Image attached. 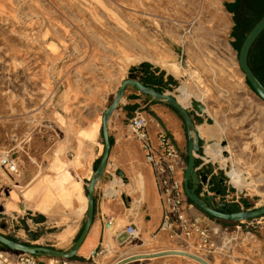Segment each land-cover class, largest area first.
<instances>
[{
    "label": "rangeland",
    "instance_id": "rangeland-1",
    "mask_svg": "<svg viewBox=\"0 0 264 264\" xmlns=\"http://www.w3.org/2000/svg\"><path fill=\"white\" fill-rule=\"evenodd\" d=\"M226 9L229 13L223 0H0V151L18 153L36 139H57L50 127L58 111L109 108L130 71L150 63L169 74L172 95L192 90L184 106L200 102L212 129L222 128L212 144L227 148L223 156L230 162L208 167L221 169L223 184L217 189L225 204L242 211L264 207V103L253 95L238 63L248 30L238 33L234 14ZM132 38L137 47L128 45ZM163 64L178 65L182 74ZM208 145L197 153L198 165ZM233 170L243 172L246 188L234 185ZM1 200L0 233L10 238L17 233L3 231L11 221L10 211L3 212L7 199ZM192 206L196 219L219 229L224 248L203 254L172 241L170 248L149 255L182 250L208 264H264V217L227 223ZM109 243L113 255L115 245ZM131 264L198 263L167 256Z\"/></svg>",
    "mask_w": 264,
    "mask_h": 264
},
{
    "label": "crops",
    "instance_id": "crops-1",
    "mask_svg": "<svg viewBox=\"0 0 264 264\" xmlns=\"http://www.w3.org/2000/svg\"><path fill=\"white\" fill-rule=\"evenodd\" d=\"M235 2L223 0V9L227 11L224 5L232 7ZM126 80L138 81L179 102L170 92L169 74L153 64L137 66L122 82ZM181 105L193 120L200 149L218 140L219 136L212 129V119L206 112L200 115L194 108ZM107 109L82 110L72 115L58 111V117L53 118L55 125L50 127L56 129L57 139H36L13 153L20 164V177L13 180L5 196L0 194V199H12L11 223L3 228L7 235L11 230L17 233L10 238L64 253L73 248L86 221L87 187L104 152L102 117ZM136 115L148 121L153 148L159 146V134L165 133L187 161L188 134L180 115L164 103L154 102L134 89H126L109 121L111 151L105 175L94 192L93 224L71 264H117L130 256L147 255L152 249L171 247L168 233L160 229L163 206L152 167L147 162L143 144L129 128V122ZM206 161L203 159L200 165L197 162L196 168L202 167L200 173L207 178L211 192H215L218 201L223 200L224 192L217 189L223 184L218 174L221 169L208 167L211 161ZM6 177L0 168V191L8 184ZM203 187L197 188L198 194ZM128 226H134L138 233V238L132 242L124 233ZM109 242L115 245L113 255L108 249ZM144 261L149 260L137 263Z\"/></svg>",
    "mask_w": 264,
    "mask_h": 264
},
{
    "label": "water",
    "instance_id": "water-1",
    "mask_svg": "<svg viewBox=\"0 0 264 264\" xmlns=\"http://www.w3.org/2000/svg\"><path fill=\"white\" fill-rule=\"evenodd\" d=\"M264 33V16L263 18L253 27V29L246 36L245 40L241 45L239 52V67L244 75L245 79L250 84L251 88L254 90L255 95L264 103V85L256 77L249 66V54L252 47L260 36ZM131 88L138 91L144 97L152 98L154 102H160L168 105L174 111H176L183 122L185 123L187 134H188V151H187V169L184 176V191L189 202L202 211L205 215L211 219H215L227 223H243L258 220L264 217V207L253 210V211H242L239 208H236L232 205H226L222 203L220 205H213V199L208 197L203 199L197 193V188L200 185L208 184V180L200 172L196 171L197 165V153L200 151V138L198 132L195 128L193 120L188 113L187 109L183 107L174 97L168 94H160L152 88L145 87L142 83L134 80H126L121 83L120 87L117 90V93L113 99L112 104L104 112L102 117V132H103V141H104V152L100 159L97 170L95 171L90 183L87 187V214L86 221L82 233L80 234L78 240L76 241L73 248L67 252H61L54 249L36 247L24 245L22 243L11 240L5 235L0 233V246L8 249L9 251L31 255L37 258H42L46 260L61 261L73 263L77 254L79 253L80 248L83 246L94 220V192L98 182L104 177L110 151H111V142L109 137V121L115 111L117 110L120 101L125 93V90ZM192 107L198 114H203L205 112V107L198 101L192 103ZM167 256H177L183 258L192 259L198 264H208L205 260L199 258L198 256L191 255L185 252H162L152 255L144 256H132L124 260H121L117 264H131L134 262L142 260H150L159 257Z\"/></svg>",
    "mask_w": 264,
    "mask_h": 264
},
{
    "label": "built area",
    "instance_id": "built-area-1",
    "mask_svg": "<svg viewBox=\"0 0 264 264\" xmlns=\"http://www.w3.org/2000/svg\"><path fill=\"white\" fill-rule=\"evenodd\" d=\"M129 128L132 134L143 144L147 162L153 170L155 183L163 206V218L160 229L167 232L172 241L194 248L203 254H211L216 250L223 249L224 247H219V229L207 227L192 215L193 206L184 191L187 161L176 147L174 141L165 133H160L158 136L159 146L157 149L153 148L148 134V121L141 115H136L129 122ZM13 153L14 149L0 151V168L8 176L6 177L8 184L3 185L0 191L2 196L9 192L13 185V180L20 177V164ZM201 170L202 167L196 169L197 172ZM214 193V191L211 192V186L208 182V184L204 185L199 196L203 199L211 197L215 206H217L218 202H227L223 198V200L218 201ZM124 233L127 235L129 242L138 238V233L134 226H128ZM49 261L31 255L6 251L0 247V264H52ZM58 264L71 263L58 261Z\"/></svg>",
    "mask_w": 264,
    "mask_h": 264
},
{
    "label": "trees",
    "instance_id": "trees-1",
    "mask_svg": "<svg viewBox=\"0 0 264 264\" xmlns=\"http://www.w3.org/2000/svg\"><path fill=\"white\" fill-rule=\"evenodd\" d=\"M226 7L229 8L231 14H234L236 30L238 31V33H242L248 30V35L253 27L264 16V0H236L235 4L232 7ZM246 36L244 37V40ZM248 62L253 73L264 85V33L252 47ZM246 83L254 93V90L251 88L247 80ZM0 247L8 251V249L2 246Z\"/></svg>",
    "mask_w": 264,
    "mask_h": 264
},
{
    "label": "bare ground",
    "instance_id": "bare-ground-1",
    "mask_svg": "<svg viewBox=\"0 0 264 264\" xmlns=\"http://www.w3.org/2000/svg\"><path fill=\"white\" fill-rule=\"evenodd\" d=\"M127 43L131 47H137L136 39L132 38ZM118 48H120V47L118 46ZM125 54H126V57L128 59V62H132L133 60H131V57L128 56L127 53H125ZM161 63H164V62H161ZM162 67L168 69L169 72H171V73H173L175 75L182 74L181 69H180V67L178 65L163 64ZM14 70H15V68H14ZM181 92H182V96L179 97V99H178L179 103H181V104L188 102V100L194 95V94H192V90L188 89V88L187 89H182ZM205 112L208 113V109L207 108L205 109ZM214 130H215V132H216V134L218 136L220 135L221 132H223L222 128L218 124H217L216 129H214ZM225 152H228L227 148L225 149V148L221 147L219 144H209L206 147V149H205L206 160L207 161H211V162L221 161L222 165H224L226 167L229 164L230 160L223 156V153H225ZM231 159H232V164H235V159L234 158H231ZM229 176H230V178L232 179V182L234 183V185L237 188H239L240 190L246 188V186L244 184V181H243V172H241L240 170H233V171H231L229 173ZM11 202H12L11 198L7 199V202L5 201L4 211H3L4 213L10 211ZM0 203H2L1 199H0ZM167 252H184V251H182V250H174V251H167ZM185 253L197 256L196 254L191 253V252H185ZM130 257H132V256H130ZM124 259H126V258H124ZM124 259H122V260H124ZM186 259L192 260V259H189V258H186ZM192 261H194V260H192ZM49 262H51L52 264H58V261L50 260ZM194 262H196V261H194ZM196 263H198V262H196Z\"/></svg>",
    "mask_w": 264,
    "mask_h": 264
}]
</instances>
